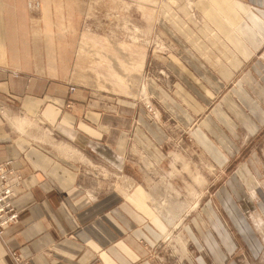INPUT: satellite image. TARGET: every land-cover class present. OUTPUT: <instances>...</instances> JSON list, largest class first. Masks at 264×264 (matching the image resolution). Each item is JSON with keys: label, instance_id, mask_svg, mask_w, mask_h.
Masks as SVG:
<instances>
[{"label": "crops", "instance_id": "1", "mask_svg": "<svg viewBox=\"0 0 264 264\" xmlns=\"http://www.w3.org/2000/svg\"><path fill=\"white\" fill-rule=\"evenodd\" d=\"M193 2L201 19L192 23L197 32L186 26L175 30L187 31L191 46L207 61L209 47L220 55L223 61L216 58L214 65L223 79L228 80L242 63L255 62L264 45V0ZM83 10L81 0H38L35 10L28 9L26 0H0V163H8L21 177L13 202L18 218L0 241V264H12L11 253L27 264H90L95 260L160 264L153 252L161 237L169 234H160L155 225L166 224L169 216L159 211L165 209L164 204L155 207L156 212L148 210L147 194L134 178L140 174L148 181L161 176L165 160L160 145L166 136L131 101L144 82L150 56L142 45L86 30ZM181 51L178 56L159 57L175 81L172 94L152 82H146L145 91L156 99L165 119L191 126L208 104H201L200 98L205 97L200 79L214 91L222 84L200 67L194 52ZM247 81L255 98L244 89L243 81L232 93L263 126L264 89L249 73ZM97 92L116 97L109 110L99 106L102 99ZM224 102L245 128L256 127L229 95ZM213 113L233 135L234 123L220 109ZM192 136L210 158L219 163L227 159L210 137H218L222 148H228L231 141L211 117ZM83 158L102 167L106 164L113 174H123L134 194H126L120 181L105 187L104 178L91 180L94 171L83 167L78 160ZM99 170L102 176L105 171L101 175ZM212 217L208 220L214 227ZM200 220L192 218L199 236ZM193 230H181V236L187 237L186 242L183 239L187 251L190 245L193 248L183 252L184 264H224L226 255L217 251L210 234L202 239L211 261L204 260L202 243Z\"/></svg>", "mask_w": 264, "mask_h": 264}, {"label": "rangeland", "instance_id": "2", "mask_svg": "<svg viewBox=\"0 0 264 264\" xmlns=\"http://www.w3.org/2000/svg\"><path fill=\"white\" fill-rule=\"evenodd\" d=\"M81 1L86 30L104 37L142 45L150 56L144 71V82L139 85L131 101L142 111L145 119L166 136L163 145H160L165 157L161 176L148 181L140 174L134 176L137 184H141L147 194L145 200L148 210L155 211V207L159 208L160 204H164L165 209L159 211L162 210V214L169 216L165 224L168 228L163 225L166 232L169 230V236L161 235L160 243L153 252L155 257L160 264H184L183 252L190 253L193 248L190 245L187 251L184 243L187 237L181 236V230L183 227L196 229L192 218L199 216L201 235L199 236L196 230L193 232L200 239L202 246L203 235L210 234L213 237L217 243V251L226 255L224 264H264V125L260 126L253 115L246 113L239 99L232 93V90L237 88L236 85L243 81L244 89L250 97L255 98L253 92L247 88L248 73L264 89V45L253 59L255 62L242 63L237 70L232 71V76L225 80L214 65L216 58L223 61L220 55L209 47L211 55L207 61L208 59L193 49L185 35L189 34L187 31H176L179 30L178 26L183 29L186 26L194 34L197 32L192 23L201 19L193 6L189 7L187 0ZM162 10L167 14L169 21L161 15ZM181 50L194 52L201 62L200 67L203 66L214 77V81L222 84L220 90L214 91L211 85L200 79L201 91L205 92L201 94L206 99L201 97V104H208L200 115L193 118L191 126H182L171 117L165 119L156 107V99L145 91L146 82H152L167 94H172L175 81L172 73L161 64L159 57L178 56L177 53ZM97 94H100L102 99L99 106L109 110L116 97L110 93ZM227 95L249 115L257 129L249 130L235 118L225 105L224 99ZM216 109H220L234 123L233 135L214 117L213 111ZM208 117L215 120L219 129L231 141L228 148H222L218 137L216 141L209 136L215 144L217 143L220 153L227 157L226 160L220 161L221 163L210 158L192 136L193 130L198 125L201 126ZM72 154L76 152L73 150ZM78 160L84 163L86 170L94 171L90 176L91 180L102 182L104 178L105 187L114 186L120 181V188L126 194H134L133 190L129 189V180L123 174H113L106 164L102 167L91 159ZM96 167L97 170L100 168L101 175L104 171L105 173L98 175ZM209 215L214 216L211 220L216 222L214 227L208 220ZM155 227L159 230L160 225L157 223ZM221 231L226 233V238ZM201 255L210 263L211 258L204 246ZM90 264L101 263L95 260Z\"/></svg>", "mask_w": 264, "mask_h": 264}, {"label": "built area", "instance_id": "3", "mask_svg": "<svg viewBox=\"0 0 264 264\" xmlns=\"http://www.w3.org/2000/svg\"><path fill=\"white\" fill-rule=\"evenodd\" d=\"M27 7L35 10L38 0H26ZM72 92L73 89L70 88ZM21 183V177L12 170L8 163H0V241L5 235L6 229L17 221L18 213L13 202L16 198L15 188ZM12 264H27L14 253H11Z\"/></svg>", "mask_w": 264, "mask_h": 264}, {"label": "bare ground", "instance_id": "4", "mask_svg": "<svg viewBox=\"0 0 264 264\" xmlns=\"http://www.w3.org/2000/svg\"><path fill=\"white\" fill-rule=\"evenodd\" d=\"M203 1H204V0H203ZM187 2H188V5H190L189 7L194 6V3L192 2V0H187ZM201 3H202V2H201ZM205 3H206V2H205ZM228 3H229V2H228ZM203 4H204V3H203ZM203 4H202V5H203ZM206 4H207V3H206ZM219 4H220V3H219ZM220 5H221V4H220ZM223 5H224V4H223ZM202 7H203V6H202ZM206 7H207V5H206ZM220 7H221V6H220ZM222 7H223V6H222ZM241 7H242V6H241ZM241 7H240V8H241ZM242 9H243V7H242ZM227 10H228V9H227ZM221 13H222V12H221ZM149 14H150V13H149ZM162 14L164 15V18H165L166 20L169 21V18H168L167 14H166L164 11L162 12ZM162 14H161V15H162ZM143 16H144V15H143ZM152 16H153V15H152ZM212 16H213V15H212ZM223 16H224V15H223ZM228 16H229V15H228ZM236 16H237V15H236ZM234 17H235V16H234ZM236 18H237V17H236ZM236 18H235V19H236ZM147 19H148V18H147ZM211 19H212V18H211ZM223 19H224V18H223ZM239 19H240V18H238L237 21H238ZM204 20H205V19H204ZM204 20H203V22H204ZM209 20H210V19H209ZM226 20H227V19H226ZM207 21H208V20H207ZM227 21H228V20H227ZM237 21H236V22H237ZM210 23H211V22H210ZM219 23H220V22H219ZM212 24H213V23H212ZM215 25H216V24H215ZM243 27H244V26H243ZM232 29H233V28H232ZM243 29H244V28H243ZM248 30H249V29H248ZM217 31H218V30H217ZM247 32H248V31H247ZM250 33H252V32L250 31ZM250 33H249V35H250ZM216 35H220V34L216 32ZM251 35H252V34H251ZM253 37H254V36H253ZM253 37H252V38H253ZM228 38H229V37H228ZM228 38H227V39H228ZM242 39H243V38H242ZM262 39H263V38H262ZM231 41H232V40H231ZM223 42H225V40H224ZM225 44H227V42H226ZM234 44H235V43H234ZM239 44H240V43H239ZM259 44H260V43H259ZM259 44H258V46H259ZM193 45H194V48H195V49H198V48H197L198 45H197L196 43H193ZM235 49H236V48H235ZM238 49H239V48H238ZM238 49H237V50H238ZM198 50H199V49H198ZM243 50H244V49H243ZM199 51H200V50H199ZM233 52H234V51H233ZM243 54H244V52H243ZM204 56H207V55L204 54ZM232 57L234 58V54L232 55ZM237 57H238V56H237ZM159 207H160V206H159ZM162 207H164V206H162ZM157 209H159V208H157ZM160 209H162V208H160ZM156 211H157V210H156ZM156 211H155V212H156ZM161 211H162V210H161ZM157 214H158V213H157ZM160 215H162V214L160 213ZM158 216H159V215H158ZM160 217H161V216H160ZM164 218H165V216H164ZM166 218H169V217H166ZM172 219H173V218H172ZM163 220H164V219H163ZM163 224H164V223H163ZM159 225H160V224H159ZM164 225H165V224H164ZM165 226H166V225H165ZM165 226L160 225L159 230H158L160 234H163V235H167V234H169V233L166 232V230H165Z\"/></svg>", "mask_w": 264, "mask_h": 264}]
</instances>
